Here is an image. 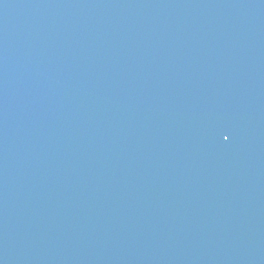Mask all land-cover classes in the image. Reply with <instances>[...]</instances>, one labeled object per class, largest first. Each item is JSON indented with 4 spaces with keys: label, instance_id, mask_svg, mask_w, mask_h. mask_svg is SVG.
<instances>
[{
    "label": "water",
    "instance_id": "95a60500",
    "mask_svg": "<svg viewBox=\"0 0 264 264\" xmlns=\"http://www.w3.org/2000/svg\"><path fill=\"white\" fill-rule=\"evenodd\" d=\"M0 264H264V0H0Z\"/></svg>",
    "mask_w": 264,
    "mask_h": 264
},
{
    "label": "snow or ice",
    "instance_id": "6c2138e0",
    "mask_svg": "<svg viewBox=\"0 0 264 264\" xmlns=\"http://www.w3.org/2000/svg\"><path fill=\"white\" fill-rule=\"evenodd\" d=\"M224 138H225L226 140L228 139V137H227V136H225Z\"/></svg>",
    "mask_w": 264,
    "mask_h": 264
}]
</instances>
